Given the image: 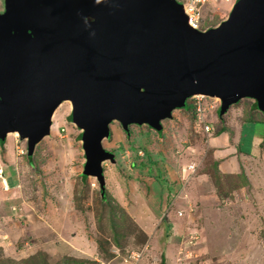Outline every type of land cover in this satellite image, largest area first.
Returning a JSON list of instances; mask_svg holds the SVG:
<instances>
[{
    "label": "rangeland",
    "instance_id": "obj_1",
    "mask_svg": "<svg viewBox=\"0 0 264 264\" xmlns=\"http://www.w3.org/2000/svg\"><path fill=\"white\" fill-rule=\"evenodd\" d=\"M235 2L205 7L204 27L226 20ZM189 105L163 122L161 134L147 125L125 130L111 122L103 145L116 163H103L104 201L98 180L83 178L82 131L72 122L71 102L56 110L51 134L33 156L18 134L8 135L0 143V263L43 252L50 264L67 257L106 264L148 246L142 264H180L182 242L196 233L192 257L182 264H264V113L245 98L222 116L219 102L206 113L213 127L207 135ZM221 132L231 137L225 147L240 160L236 173H218L214 164L237 162L217 156L223 146L210 139ZM189 163L198 166L196 173L182 176ZM171 207L183 221L176 230L160 224L159 215Z\"/></svg>",
    "mask_w": 264,
    "mask_h": 264
},
{
    "label": "water",
    "instance_id": "obj_2",
    "mask_svg": "<svg viewBox=\"0 0 264 264\" xmlns=\"http://www.w3.org/2000/svg\"><path fill=\"white\" fill-rule=\"evenodd\" d=\"M0 12V142L27 155L51 134L63 102L82 131L84 173L106 187L111 122L161 134L195 96L220 113L245 98L264 113V0H236L202 31L177 0H5Z\"/></svg>",
    "mask_w": 264,
    "mask_h": 264
},
{
    "label": "built area",
    "instance_id": "obj_3",
    "mask_svg": "<svg viewBox=\"0 0 264 264\" xmlns=\"http://www.w3.org/2000/svg\"><path fill=\"white\" fill-rule=\"evenodd\" d=\"M179 3L183 4L185 11L189 18V24L198 30H201L202 24H203V11L205 7H208L212 2L215 3L217 0H177ZM221 1V0H220ZM224 2H231L232 0H222ZM208 97L204 96H195L189 99V109L192 113L195 121L196 127H198L201 131H203L205 134L210 135L211 131H213V127L211 126L210 122L208 121L206 117V113L208 110H214L215 105L218 104L220 101L216 98H208L211 100H214V103L210 105H206L204 99ZM209 108V109H208ZM198 166L195 163H189L182 167V176L185 175H192L195 174L197 171ZM181 215V212H180ZM196 233H192L186 240H184L182 243L184 244V247L179 248L178 252V258L177 262L182 264L187 259L192 257V246H194L196 243L197 236H194ZM148 248V246L145 247L143 250H130V252L120 257V255L115 256V262L106 264H142L143 259V253ZM120 257V258H119ZM119 258V259H116ZM113 260V259H112ZM104 264V263H102Z\"/></svg>",
    "mask_w": 264,
    "mask_h": 264
},
{
    "label": "crops",
    "instance_id": "obj_4",
    "mask_svg": "<svg viewBox=\"0 0 264 264\" xmlns=\"http://www.w3.org/2000/svg\"><path fill=\"white\" fill-rule=\"evenodd\" d=\"M227 133H223L221 132V134L219 133V135L212 137L210 140V142H212V144L217 145L219 144L218 147H220V145L223 146V149L220 151H217V156L221 157L223 156V159L221 160V162H225V163H232V160H230L231 158H234L237 162L234 163L233 165H224L220 163V167L222 166L223 169H220L223 173L225 171H229L231 173H236V171L238 170L239 166H240V160L238 159V156L233 155V153H235V151H232V149L230 148H226L225 146H227L228 142L231 141V137L229 136ZM224 152V153H222ZM173 202H171L170 205L173 206ZM173 208L171 207V209H167V211L165 210V213H161L160 216V224L163 223H170L171 225H175L173 228L174 230H176L177 228H180L183 221H181L179 217L180 215L177 214V211L172 210ZM168 214V215H167ZM170 221V222H169ZM146 233L148 234V232L146 231ZM150 238V237H149ZM169 242V241H168ZM143 263V262H142Z\"/></svg>",
    "mask_w": 264,
    "mask_h": 264
},
{
    "label": "trees",
    "instance_id": "obj_5",
    "mask_svg": "<svg viewBox=\"0 0 264 264\" xmlns=\"http://www.w3.org/2000/svg\"><path fill=\"white\" fill-rule=\"evenodd\" d=\"M204 12L205 10L203 11V24H202V27H201V30L202 31H205V30H208V29H211L213 27H204V20H205V17H204ZM255 106L257 107L256 105V102H255ZM190 111V109H189ZM250 121L249 119H247V122ZM220 131H226V129L224 127H221V130ZM80 137L82 138V134L80 135ZM0 143L4 144V141H1ZM215 165H218L217 167V171L219 173V163L217 164V162L215 161L214 163ZM87 175L83 172V178L84 179H87ZM100 195L104 200H107L108 197H107V189L106 187L105 188H102L100 187ZM165 198V197H164ZM163 198V199H164ZM11 208V207H10ZM169 224V223H166V225ZM170 225V224H169ZM169 227V226H168ZM144 232V231H143ZM145 234V233H144ZM38 253V252H37ZM45 253L43 252H40L38 255H33L31 256L30 258L28 259H25L19 263H16V264H50L49 262L47 263L45 257H44ZM11 261V260H9ZM8 263V261H6ZM11 263L13 264V262L11 261ZM84 263V260L83 259H76L75 257L71 258V257H67V258H64L63 260H61L60 263H57V264H83ZM2 264V263H0Z\"/></svg>",
    "mask_w": 264,
    "mask_h": 264
},
{
    "label": "flooded vegetation",
    "instance_id": "obj_6",
    "mask_svg": "<svg viewBox=\"0 0 264 264\" xmlns=\"http://www.w3.org/2000/svg\"><path fill=\"white\" fill-rule=\"evenodd\" d=\"M4 1H5V0H4ZM4 10H5V8L1 9L0 12H4ZM252 101L255 103L254 100H252Z\"/></svg>",
    "mask_w": 264,
    "mask_h": 264
},
{
    "label": "bare ground",
    "instance_id": "obj_7",
    "mask_svg": "<svg viewBox=\"0 0 264 264\" xmlns=\"http://www.w3.org/2000/svg\"><path fill=\"white\" fill-rule=\"evenodd\" d=\"M53 119H54V117H53ZM9 135H11V134H9ZM13 135H17V133H13Z\"/></svg>",
    "mask_w": 264,
    "mask_h": 264
}]
</instances>
